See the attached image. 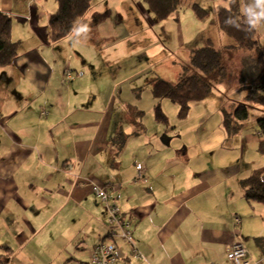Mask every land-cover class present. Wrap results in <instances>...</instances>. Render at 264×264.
Segmentation results:
<instances>
[{
  "label": "crops",
  "instance_id": "obj_1",
  "mask_svg": "<svg viewBox=\"0 0 264 264\" xmlns=\"http://www.w3.org/2000/svg\"><path fill=\"white\" fill-rule=\"evenodd\" d=\"M99 4L93 2L73 34L54 42L50 17L57 13L56 0H0V12L12 18V39L19 44L14 64L0 69V255L8 251V264H90L99 242L111 240L107 207L93 194L95 183L113 187L116 205L132 221L140 257L132 254L130 243L117 239L118 264H232L228 250L237 240L244 242L253 264H264V203L249 200L244 186L252 178L264 181V165L252 170L244 163V172L229 158L212 156L225 151V144L231 148L237 136L243 156L248 148L264 156L259 125L256 132L243 133L245 125L229 136L224 111L232 109L220 104L223 143L184 144L179 159H168L156 134L143 138L150 132L143 119L152 111L136 104L142 96L118 95L126 84L121 87L112 72L133 67L125 64L133 47L125 55L126 49L111 42V32L119 35L117 24L101 14ZM241 4L264 49V3ZM153 17L145 39L156 37L153 22L161 25ZM203 33L198 29L196 35ZM204 37L202 46L213 41ZM168 60L165 66L181 63L173 54ZM147 61L145 67L156 63ZM155 81L144 80L154 108ZM119 134L126 135L121 148ZM138 165L147 170L145 183L135 180Z\"/></svg>",
  "mask_w": 264,
  "mask_h": 264
},
{
  "label": "rangeland",
  "instance_id": "obj_2",
  "mask_svg": "<svg viewBox=\"0 0 264 264\" xmlns=\"http://www.w3.org/2000/svg\"><path fill=\"white\" fill-rule=\"evenodd\" d=\"M92 1L94 3L98 1L102 4V9L98 10L102 15L108 16L109 21H114L117 24L116 32L119 35L113 37L111 32V42L114 41L119 47L126 49L125 55L130 53L133 47L131 59L125 63L130 62L129 64L133 67L130 69L125 67L112 72L121 87L126 84L123 88H120L121 90L119 89L118 95L122 97L132 92L135 94L134 97H137V95L142 96V99H136V104L141 106L143 110L145 108L148 111L150 109L152 111L148 112L145 119H143L150 125L149 134L143 138H146V140L152 139V135L156 134L158 136L156 143L160 150L166 147L168 159H179L180 150L184 144H188L190 147H199V144L207 139L210 140L212 145L223 143L220 136V127L222 125V116L219 113L220 104L224 105V107H230V109L240 105L248 106L251 116L243 133L256 132L258 121L264 117V108L251 106L252 104L246 99L247 94L242 90L244 86L255 78L253 71L248 70L251 63L248 58L251 53L245 51L230 53L226 49V46L232 44L233 40L218 30L217 12L220 6L215 0H195L197 4L209 13L208 17L203 20L199 19L190 7L184 6L179 12L178 20L168 19L165 20L167 22L160 21L161 25L159 22H153L157 24L154 25L156 37L154 39L149 35L147 39L150 41H147L144 36L149 30L147 24L154 20V12L151 10L147 0ZM221 6H224V3H221ZM198 29L204 31L203 35H196ZM180 34L183 38L182 41L179 39ZM132 36L135 38L132 39ZM203 36H208L204 38H212L216 47L221 51L222 61L227 66L225 80L222 83L214 84L212 94L206 101L192 104L190 114L186 119L180 118V107L169 99L156 100L154 108L152 102L148 101L150 99V94L147 93L149 88L147 83H144V80L150 77L155 78V80L164 79L172 84L178 83L183 69L191 67V51L203 45ZM113 38L116 40H112ZM171 54L174 57L179 56L181 63L165 66L164 63L169 61L168 57ZM117 58L121 59L122 53H119ZM149 58L156 63L145 67ZM145 68L147 70L143 71ZM145 73L147 74L146 76ZM133 89L136 90L132 91ZM157 105L159 109H156ZM163 131H167L169 136L163 137L161 134ZM174 132L177 133L174 134ZM210 136L211 138H209ZM236 139L231 148L225 144V151L221 148L218 155L212 156L217 161H220L223 156L229 158L233 161V167H236L237 170L241 168L243 170L244 163L249 164L252 170L257 165H264V156H261L251 148H248L246 155L243 156V142L240 140V136H237ZM167 144H171V150L167 148ZM208 156L210 154L206 157Z\"/></svg>",
  "mask_w": 264,
  "mask_h": 264
},
{
  "label": "trees",
  "instance_id": "obj_3",
  "mask_svg": "<svg viewBox=\"0 0 264 264\" xmlns=\"http://www.w3.org/2000/svg\"><path fill=\"white\" fill-rule=\"evenodd\" d=\"M151 10L159 21H165L178 14L182 7H190L196 16L203 20L209 13L195 0H147ZM57 13L50 17L52 41L57 42L69 37L76 30L78 23L92 9V0H56ZM226 5L218 7L217 24L219 30L228 35L232 44L226 49L230 53L245 51L251 53L248 70L255 78L242 88L251 106L264 107V49L261 35L255 23L244 13L240 0H225ZM12 18L0 12V69L14 64L19 55V44L12 39ZM227 76V66L222 61L221 51L212 40H207L201 48L191 52V67L184 68L179 82L169 83L164 79L154 82L152 94L158 101L169 99L180 107V118L186 119L191 106L203 102L212 94L214 84L222 83ZM249 104V105H250ZM159 109V106L157 107ZM226 110V109H225ZM233 110V111H232ZM224 111L223 125L229 136L236 135L250 119L248 106L240 105ZM260 133L264 137V117L258 121ZM126 135H118V147L125 143ZM264 152V141L260 147ZM246 197L264 203V181L252 178L244 183ZM117 239H111L117 243ZM119 248V247H118ZM133 254V253H132ZM8 251L0 255V264H8Z\"/></svg>",
  "mask_w": 264,
  "mask_h": 264
},
{
  "label": "built area",
  "instance_id": "obj_4",
  "mask_svg": "<svg viewBox=\"0 0 264 264\" xmlns=\"http://www.w3.org/2000/svg\"><path fill=\"white\" fill-rule=\"evenodd\" d=\"M68 172L74 176L71 167L68 168ZM135 180L142 183L148 180L147 170L142 165L136 167ZM91 186L95 197L106 204L109 226L111 228L110 239H120L130 243L133 255L140 257V253L134 242L132 221L126 218L121 209L116 205L113 197V187L111 185L100 186L95 183H92ZM234 220L236 226L242 224V219L239 216H236ZM118 250L119 248L116 243L103 238L92 251L90 264H118ZM228 259L232 264H253L250 253L242 240H237L231 244L228 250Z\"/></svg>",
  "mask_w": 264,
  "mask_h": 264
},
{
  "label": "clouds",
  "instance_id": "obj_5",
  "mask_svg": "<svg viewBox=\"0 0 264 264\" xmlns=\"http://www.w3.org/2000/svg\"><path fill=\"white\" fill-rule=\"evenodd\" d=\"M261 3H264V0H260ZM86 30V29H85Z\"/></svg>",
  "mask_w": 264,
  "mask_h": 264
}]
</instances>
